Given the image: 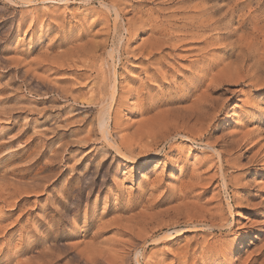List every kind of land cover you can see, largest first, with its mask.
Instances as JSON below:
<instances>
[{
    "label": "rangeland",
    "instance_id": "obj_1",
    "mask_svg": "<svg viewBox=\"0 0 264 264\" xmlns=\"http://www.w3.org/2000/svg\"><path fill=\"white\" fill-rule=\"evenodd\" d=\"M83 1L0 0V264H137L139 249L142 264H264V166L248 165L264 152L253 156L263 140L251 147L264 129V83L249 84L250 60L229 69L245 81L220 72L235 66L234 39L250 31L255 0H107L120 8L117 25L98 0ZM222 2L229 15L247 16L235 33L228 14L200 27V9L214 20ZM111 48L119 58L112 134L135 160L97 126ZM148 50L162 56L163 73L145 70ZM256 76L264 82V72ZM159 119L161 128L151 124ZM155 125L163 135L151 153ZM176 127L195 140L175 136ZM205 143L227 160L228 192ZM239 145L251 147L241 158ZM227 218L230 231H220ZM190 221L201 230L183 231Z\"/></svg>",
    "mask_w": 264,
    "mask_h": 264
},
{
    "label": "bare ground",
    "instance_id": "obj_2",
    "mask_svg": "<svg viewBox=\"0 0 264 264\" xmlns=\"http://www.w3.org/2000/svg\"><path fill=\"white\" fill-rule=\"evenodd\" d=\"M23 3L25 4H31L33 1L35 0H21ZM84 1H88V0H84ZM83 1V3H84ZM10 2V1H9ZM20 2V1H19ZM99 4L102 6V7H105L106 10H108L109 12H113L114 14V23L115 25H117L119 22V19H121V11H120V8L118 7V3H115V2H111V1H107V0H98ZM143 2V0H142ZM234 2V1H233ZM236 2V1H235ZM249 2V0H248ZM255 7L252 11H250V13H248V16L251 15L253 13V15H251V18H254L252 19L253 21L251 22L250 26V31H244L242 30V34L238 35L235 40V43H236V46L239 48V50L237 51L236 54V58H235V62L233 65L235 66H232L228 63H226L223 68L221 69L220 72L224 71L226 77H228L229 79H225L226 81H234V82H238L239 80L241 81H245L246 77L245 76H240L239 74H236V76H234L233 74V78H230L231 76V72H230V68L233 70H238L240 68L243 67V65H245V62H247V60H250V63H249V68L248 69V74L247 76L249 75V84L250 85H254V86H262L264 82H262L261 78H258L256 76L257 73H262L264 72V39H262V41L258 42V44L256 45V43L253 41L255 37H257L259 34H261V36H264V18H260V17H264V8L263 10H261L262 14L260 15V17L258 18L256 16V11L258 9H260V5L261 3L264 4V0H255ZM36 3V2H35ZM86 3V2H85ZM228 3V2H227ZM225 4V2L222 4L226 5L225 7H223L222 9L224 10V12L220 13L219 16L216 17V19L212 20L211 19V15L214 11H208L206 9H200L201 11L200 12V17L199 19H201V23H200V27L204 28V29H211L212 25H216L217 23H219L221 20H224L225 17H227V14L229 13V4ZM246 3V2H244ZM220 5V4H219ZM235 5H237L235 3ZM244 5V4H242ZM30 6V5H29ZM202 6V5H201ZM200 6V7H201ZM246 6V5H245ZM38 7V6H37ZM204 7V6H203ZM201 7V8H203ZM220 7V6H219ZM222 7V6H221ZM229 7V8H228ZM235 7V6H234ZM211 8V7H210ZM209 8V9H210ZM218 8V7H217ZM233 7H231L230 9H232ZM239 8H240V5H239ZM245 8V7H244ZM104 9V8H103ZM250 9V8H249ZM248 9V10H249ZM184 10V9H183ZM239 10V9H237ZM242 10V8H241ZM220 11V10H218ZM222 11V10H221ZM233 10H231V14L229 15L231 18H233V20H235L236 22V28L233 29V33H235V31L237 30H240L244 23H245V20H246V17H245V14L244 13H241V14H236L235 12V15H233L232 13ZM240 12V11H239ZM248 12V11H247ZM216 13V12H215ZM218 14V13H217ZM258 14V15H259ZM190 18V17H189ZM236 18V19H235ZM261 19L258 20V19ZM231 22V21H230ZM75 23V22H74ZM185 23V22H184ZM186 24V23H185ZM221 24V23H220ZM187 25V24H186ZM174 26V25H173ZM228 26V25H227ZM169 27H172L171 25H169ZM198 26V28H200ZM211 27V28H210ZM215 27H218V26H215ZM248 27V26H247ZM171 29V28H169ZM184 29V28H183ZM218 29V28H217ZM160 30V29H159ZM228 30V29H227ZM185 33V32H184ZM188 33V32H187ZM193 33V32H192ZM160 34V33H158ZM181 35V34H179ZM200 35V34H199ZM198 35V36H199ZM184 37V36H183ZM186 37V36H185ZM189 37V36H188ZM195 37V36H194ZM163 38V37H162ZM208 38H211V36H209ZM207 38V39H208ZM181 39V37H180ZM178 38V40H180ZM206 39V38H205ZM158 40H161L159 39L158 37ZM191 40V39H190ZM193 40V38H192ZM163 41V39H162ZM154 42V41H153ZM159 42V41H158ZM161 42V41H160ZM164 42V41H163ZM161 42V43H163ZM157 43V42H155ZM234 43V42H233ZM151 45V43H149ZM160 44V43H159ZM158 44V45H159ZM232 44V43H230ZM150 45H148L147 47H151ZM176 45V44H175ZM155 47H153L154 50L158 49L156 45H153ZM257 46V47H256ZM159 47V46H158ZM144 48V47H143ZM161 48V47H159ZM175 48V47H174ZM233 49V52L236 51L235 47H232ZM148 49V48H147ZM150 49V48H149ZM152 49V48H151ZM144 51V49H143ZM146 51V50H145ZM157 51V50H156ZM155 51V52H156ZM151 51V50H148V54L150 55L149 59L146 61V65H145V70H149L152 66V69H153V74L156 75V74H160V73H163L161 71V68H162V65H163V61L161 60V57L160 55L157 56V54ZM117 54V50L115 48H111L109 51H108V57L109 59L111 60L110 62V82H109V90H108V93H107V96L105 98V100L102 101L100 107H99V117L97 118L98 121H97V126H98V130H99V133H100V136L102 138V140L110 147L112 148L118 155L126 158L127 160H135L137 158H134V155L133 153L127 149L123 143L117 141L116 139H114L113 137V134H112V128H111V123H112V110H113V106L115 104V102L117 101V97H118V92H119V88H118V83L117 82V76H116V67H117V61H119V58L116 56ZM161 54V52H160ZM234 54V55H235ZM164 61H165V58H164ZM166 63V62H165ZM150 64V66H149ZM153 64H156V67L153 66ZM196 64V63H195ZM166 65V64H165ZM234 67V68H233ZM230 73V75H229ZM239 73V72H238ZM254 73V74H252ZM212 74V73H211ZM246 75V74H245ZM156 77V76H155ZM257 77V78H256ZM151 78V77H149ZM162 78V77H161ZM153 79V78H152ZM199 79V78H198ZM210 79L209 80L210 82L214 79V75H210ZM197 80V79H196ZM200 80V79H199ZM204 80V79H203ZM202 81V80H201ZM198 83V82H197ZM222 83V82H221ZM243 83V82H242ZM143 84V83H142ZM145 84V83H144ZM143 84V85H144ZM194 84V83H193ZM194 86V85H193ZM208 88H210V85H208ZM185 89V88H184ZM196 89V88H195ZM197 90V89H196ZM194 93V92H193ZM185 94V93H184ZM179 96V95H178ZM140 97V96H139ZM184 97V96H183ZM164 98V97H162ZM168 98V97H167ZM170 98V97H169ZM141 99V98H140ZM166 100V99H165ZM169 100V99H168ZM172 100V99H171ZM183 100V99H182ZM157 102V101H156ZM161 102V101H160ZM168 102V101H167ZM144 104V103H143ZM155 104V103H154ZM162 104V103H161ZM174 104V103H172ZM153 106V104H151ZM166 105V104H165ZM144 106V105H143ZM146 106V105H145ZM150 106V105H149ZM193 107V106H192ZM195 108V107H194ZM193 108V109H194ZM152 107H147V108H144V112H148L149 110L151 111ZM192 109V108H191ZM193 111V110H191ZM190 111V112H191ZM195 111V110H194ZM189 112V113H190ZM188 113V114H189ZM194 113H197V112H193ZM195 115V114H194ZM163 116V115H162ZM165 116V114H164ZM188 116V115H187ZM161 117V115H160ZM186 117V116H185ZM194 117V116H193ZM157 118V117H156ZM164 118V117H163ZM167 118V115L165 117V119ZM182 118V117H181ZM152 120V119H151ZM158 120V119H157ZM167 120V119H166ZM182 120V119H181ZM150 121V120H149ZM160 122V119L159 121H151V124H159L158 127H160L161 125L160 124H164L162 121V123H159ZM115 123V122H114ZM155 125L153 128H152V131L150 132V135H148L147 137L150 138V141L147 142V146L149 147L151 153H157V140L160 139V137H162V135L160 134V136L156 135L153 130L156 128ZM161 128V127H160ZM175 130V129H174ZM179 130V129H178ZM177 130V127H176V135H180L182 137H186V138H189L191 140H195V138L189 136V135H185V134H180ZM256 135L260 136V140H255L254 143L251 145V147H254L255 145H257L258 143H260L262 140H263V143L260 144V147L259 149L253 153V156H256L257 154H259L262 151H264V129L263 128H260L257 130V133ZM247 136H250V133H247ZM245 141V140H244ZM205 145L207 146L208 149H210L211 151H213L217 157H218V160L220 161V171H221V179L223 181V186L224 188L227 190L228 192V173L229 172H226L224 170V165L227 163V160L226 158L223 156V152L222 151H219L217 149H215V146L213 144H209V143H205ZM240 146V149L243 150L242 153H239L238 154V158H241L243 157V154L245 152H248L251 147H247L244 149V146ZM143 163L147 164L149 162L148 159H144L142 160ZM229 162V161H228ZM252 163L251 164H248L249 165V170L251 171H257L258 168H262L264 166V152H263V155L260 159H257L255 158V160L251 161ZM247 168V167H246ZM248 169V168H247ZM231 202V200H230ZM230 202L227 203V206H228V210H229V213L230 215L232 216L233 214V210H232V206L230 204ZM222 219V218H221ZM225 221V220H224ZM189 228L190 229H183V231H188V230H192V231H198V230H201V228L198 226L197 222H192L190 221L189 222ZM218 227V229L221 227H225L227 228L228 230L227 231H230L231 229V223L230 221L227 220L224 222V223H219L216 225ZM208 229H213V225L212 226H207ZM219 229V230H220ZM204 231V230H203ZM221 231V230H220ZM181 229H175L173 232H170L168 230H165V231H162V233L158 234V236L154 237L152 242L156 243V242H161V241H167L171 238H173V235H178V234H181ZM220 233H225L224 232H220ZM219 234V233H218ZM142 246V245H141ZM142 250V249H141ZM140 256H141V251L140 249L136 251L135 253V257H136V262L137 264H142L140 262ZM216 256V255H215ZM214 257V256H212Z\"/></svg>",
    "mask_w": 264,
    "mask_h": 264
}]
</instances>
